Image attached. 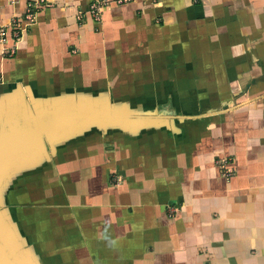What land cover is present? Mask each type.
I'll return each instance as SVG.
<instances>
[{
    "label": "crops",
    "instance_id": "1",
    "mask_svg": "<svg viewBox=\"0 0 264 264\" xmlns=\"http://www.w3.org/2000/svg\"><path fill=\"white\" fill-rule=\"evenodd\" d=\"M46 1L24 25L29 0H0V98L26 111L80 96L135 111L134 126L92 124L23 159L0 199L22 250L264 264V0H104L98 19L93 0Z\"/></svg>",
    "mask_w": 264,
    "mask_h": 264
},
{
    "label": "water",
    "instance_id": "2",
    "mask_svg": "<svg viewBox=\"0 0 264 264\" xmlns=\"http://www.w3.org/2000/svg\"><path fill=\"white\" fill-rule=\"evenodd\" d=\"M29 96L32 97L31 94ZM14 98L9 103L0 98V105L3 106L0 108V187L5 182L6 185L10 175L16 172L11 170L14 165L17 167L23 159L39 162L48 155L43 140L62 134L65 138L70 133L68 130L71 129L74 134L77 128L85 130L92 124L104 129L115 126L133 130L134 113L126 106H102L100 103L92 106L86 98L78 96L77 102L69 107L64 105L65 96L60 95L57 99L45 101L41 108H36L37 113H31L30 110L18 109L16 104L20 99ZM45 111H49L51 116H46ZM0 264H35L22 250L12 225L1 209Z\"/></svg>",
    "mask_w": 264,
    "mask_h": 264
},
{
    "label": "built area",
    "instance_id": "3",
    "mask_svg": "<svg viewBox=\"0 0 264 264\" xmlns=\"http://www.w3.org/2000/svg\"><path fill=\"white\" fill-rule=\"evenodd\" d=\"M44 3L47 4L48 2L46 0H29L28 4H27V9L26 12L24 14V25H30L33 22V18H34V13H35V9L37 8V3ZM118 2H122L125 0H117ZM103 2L104 0H93L90 2L89 7H88V11H89V15H91L92 17H94L95 19H98L100 16V12H101V7L103 6ZM80 13V12H79ZM14 34H17V31H14ZM6 38H4V30L2 29V26H0V41L1 42H5ZM15 44H11V45H3L1 50H3L4 53H7L9 55L13 54L15 52ZM173 212V208H171L170 213Z\"/></svg>",
    "mask_w": 264,
    "mask_h": 264
},
{
    "label": "rangeland",
    "instance_id": "4",
    "mask_svg": "<svg viewBox=\"0 0 264 264\" xmlns=\"http://www.w3.org/2000/svg\"><path fill=\"white\" fill-rule=\"evenodd\" d=\"M5 55H9V54H7V53H5ZM30 101L32 102V101H34V100H39V98L38 97H35V96H30ZM42 106V105H41ZM3 106H1L0 105V108H2ZM38 108H40V107H38ZM133 111V110H132ZM30 112L31 113H37L36 111H35V109H33V110H30ZM46 113H45V115L46 116H49L51 113H49V111H45ZM135 111H133V113H134ZM51 116V115H50ZM52 118H53V115H52ZM87 127H89V126H87ZM91 128H97V127H91ZM90 127H89V129H91ZM99 128V127H98ZM108 128H111V129H117V127H115V126H110V127H108ZM86 130V129H85ZM83 128H81V127H79V128H77L76 130H74L76 133H77V135L78 136H80V135H83L86 131H85ZM68 132H70L69 134H71V133H73L72 132V130L70 129V130H68ZM97 134H100L101 135V133L99 132V133H97ZM66 142H67V140L63 137V134L62 135H58V136H55V138H53V139H50V140H48V139H46V140H43V143H44V145H45V149L47 150V152H52L53 150H56L59 146H60V144H66ZM75 143V142H74ZM51 145H53V146H51ZM37 160V159H36ZM15 168V169H14ZM17 169V167H16V165H14L12 168H11V170H16ZM10 173V171H8V173L7 174H9ZM4 175V174H3ZM3 178L4 177H2V180H3ZM6 183V182H5ZM5 183L3 184V187L1 186L0 187V194H2V192H4L5 190H6V185H5Z\"/></svg>",
    "mask_w": 264,
    "mask_h": 264
}]
</instances>
